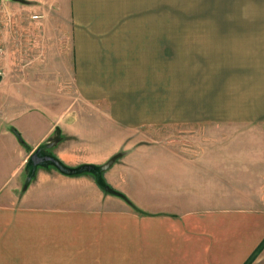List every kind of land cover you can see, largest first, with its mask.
I'll use <instances>...</instances> for the list:
<instances>
[{"label":"crops","instance_id":"obj_1","mask_svg":"<svg viewBox=\"0 0 264 264\" xmlns=\"http://www.w3.org/2000/svg\"><path fill=\"white\" fill-rule=\"evenodd\" d=\"M23 1L2 15L0 264H264V0ZM112 137L103 179L139 211L92 176L26 184L38 146L101 166Z\"/></svg>","mask_w":264,"mask_h":264},{"label":"water","instance_id":"obj_2","mask_svg":"<svg viewBox=\"0 0 264 264\" xmlns=\"http://www.w3.org/2000/svg\"><path fill=\"white\" fill-rule=\"evenodd\" d=\"M5 1H15L20 3L29 4L23 0H5ZM1 82V78H0ZM53 145L52 142L42 144L38 146L35 151L30 155L26 163V184L34 177L36 169L38 167H48L52 166L58 172L67 176H76L80 174H92L94 176L95 183L102 191H108V185L103 179V172L107 170L118 157L110 159L107 163L101 166L96 165H79L76 167H68L63 164L58 158L51 154L45 153Z\"/></svg>","mask_w":264,"mask_h":264},{"label":"rangeland","instance_id":"obj_3","mask_svg":"<svg viewBox=\"0 0 264 264\" xmlns=\"http://www.w3.org/2000/svg\"><path fill=\"white\" fill-rule=\"evenodd\" d=\"M31 3V7L33 6V5H37V3L36 2H30ZM21 4H23V5H25V6H27V7H29V9H30V11H32L31 9V7L29 6V5H27V4H25V3H21ZM32 14H30L29 16H31ZM41 17L40 18H44V14L42 13V14H39ZM46 16V15H45ZM24 17H27V16H24ZM24 17L22 16L21 18H23V19H19V21H24ZM27 20H29V21H33V20H30V19H27ZM91 117L93 118V119H97V118H99L100 117V115H99V112L98 111H96V110H94V112H92L91 113ZM147 129V130H146ZM144 128L143 127V129L142 128H138V129H136V131L134 132V133H140V134H142V136H143V134H146L147 132H149V133H151V134H157L158 136H159V138H162V140H164V143H165V135H166V129H165V127H159V128ZM112 136V135H111ZM96 144V143H95ZM105 147H107V150H109L110 149V151H109V153H108V151L107 152H105L104 154H106L104 157H105V161L104 162H106L109 158L110 159H112V158H116V157H118L120 154H122V153H119L120 152V148H121V146H119L118 147V149H116V150H114L113 151V148L112 147H114V145H116L117 143H114V138L112 137V138H109V139H106V140H104V143H102ZM104 147V148H105ZM77 148V150L79 151L78 153L79 154H77V156H80V157H87V156H90L91 154H92V156H94L97 152H98V149H97V147L93 144V145H91V146H88V147H85V146H83V147H81V145H79V146H77L76 147ZM125 148H127V147H125ZM106 151V150H105ZM60 160V159H59ZM67 166H71V165H67ZM49 168H52V169H54L52 166H48ZM83 175H86V176H91V175H89V174H83ZM78 194L80 195V190L78 191ZM96 264V263H95Z\"/></svg>","mask_w":264,"mask_h":264},{"label":"built area","instance_id":"obj_4","mask_svg":"<svg viewBox=\"0 0 264 264\" xmlns=\"http://www.w3.org/2000/svg\"><path fill=\"white\" fill-rule=\"evenodd\" d=\"M4 2L5 0H0V78H3L4 76V69L1 66V61L3 59V55H4V49L2 46V33H3V29H4V20L2 19V15L4 14ZM40 18L38 15H34L32 16V19H38Z\"/></svg>","mask_w":264,"mask_h":264},{"label":"trees","instance_id":"obj_5","mask_svg":"<svg viewBox=\"0 0 264 264\" xmlns=\"http://www.w3.org/2000/svg\"><path fill=\"white\" fill-rule=\"evenodd\" d=\"M89 175H91L92 177H94L92 174H89ZM108 191H103V192H105L106 194H109V195H113V196H117V197H119V198H121V199H123V200H125L126 202H128L135 210H137V211H139L127 198H126V196L123 194V193H121V192H119V191H117L116 189H113L112 187H110L109 185H108ZM248 264H250V263H248Z\"/></svg>","mask_w":264,"mask_h":264},{"label":"bare ground","instance_id":"obj_6","mask_svg":"<svg viewBox=\"0 0 264 264\" xmlns=\"http://www.w3.org/2000/svg\"><path fill=\"white\" fill-rule=\"evenodd\" d=\"M2 79V78H1Z\"/></svg>","mask_w":264,"mask_h":264}]
</instances>
